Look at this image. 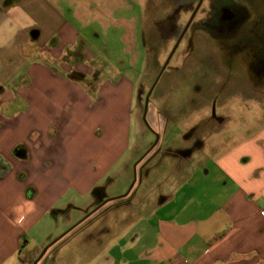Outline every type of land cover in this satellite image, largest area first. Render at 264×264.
Wrapping results in <instances>:
<instances>
[{
    "label": "crops",
    "instance_id": "obj_1",
    "mask_svg": "<svg viewBox=\"0 0 264 264\" xmlns=\"http://www.w3.org/2000/svg\"><path fill=\"white\" fill-rule=\"evenodd\" d=\"M33 4L45 19L24 39L37 43L22 53L14 32L12 55H0V162L8 166L0 175V264L28 262L19 254L42 250L69 227L37 264H69L57 263L58 252L83 234L94 246L75 264H264V136L220 153H202L200 142L152 153L158 134L135 162L152 128L137 110L146 53L132 3L0 0V16L14 23ZM92 19L104 40L119 33V56H109L107 43L87 48L82 31ZM157 156L158 172L172 160L168 182L145 192L154 173L137 172ZM123 207L126 215L86 233L103 208Z\"/></svg>",
    "mask_w": 264,
    "mask_h": 264
},
{
    "label": "rangeland",
    "instance_id": "obj_2",
    "mask_svg": "<svg viewBox=\"0 0 264 264\" xmlns=\"http://www.w3.org/2000/svg\"><path fill=\"white\" fill-rule=\"evenodd\" d=\"M129 1L133 5L135 18L140 17L141 20L146 53V72L144 71L141 79L144 91L137 106L139 115L143 116L144 98L172 49L179 30L188 20L190 9L194 7L197 0H190L191 5H185L176 20H172L174 11L180 2L185 0ZM206 7L205 1L197 19L203 17ZM44 19V15L38 13L34 4L25 7L24 13L17 16L14 23L9 17L0 16V22L5 21V33L0 39V46H2L0 55L2 56L3 52L9 56L12 55L14 38L11 41L10 35L15 33L17 38H21L18 46L22 53L33 47L37 40L27 41L24 39V34L26 32L28 35L33 23H43ZM172 25H175V30ZM96 32L99 33V37L94 38ZM82 34L87 39V48L93 53L100 50L105 43L110 47L109 56L117 57L122 52L123 44L118 38L119 33L118 36L109 33L104 40L103 32L94 19L90 21L87 29H83ZM187 41L191 43V46L187 45ZM220 55H222L221 50L205 31L190 30L187 33L149 95L145 120L151 123L154 133L147 128L149 132H146L148 133L146 137L150 143L140 151L139 155L136 154L135 162L145 156L158 134L161 139L159 138V144L152 153L160 149L165 152L167 149L183 150L198 142L203 144L202 153H220L234 147L239 140L258 135L264 136V79L262 84L250 85L246 75L233 72L231 74L224 66L218 72L213 71L211 67L215 65L214 59ZM158 162L157 156L152 162H147L142 171L139 168L137 172V177L143 176L147 168L151 169V174L154 173L152 181L144 184L145 192L158 185L160 188L161 185H167L168 179H165L164 175L172 160H165L159 172L156 166ZM144 191L143 194H145ZM155 194L156 191H153V195ZM107 209L103 208L97 213V215L104 213L103 216L93 218L86 225L87 234L94 233L105 224H111L114 218L122 217L127 212L124 207ZM69 229L70 227L64 229L59 236ZM62 241L53 246L55 250L61 246ZM93 246L88 235L73 236L62 244L63 250L58 252L56 261L75 264L80 258L79 251L89 250ZM14 263L32 264L30 261L21 262L18 258Z\"/></svg>",
    "mask_w": 264,
    "mask_h": 264
},
{
    "label": "flooded vegetation",
    "instance_id": "obj_3",
    "mask_svg": "<svg viewBox=\"0 0 264 264\" xmlns=\"http://www.w3.org/2000/svg\"><path fill=\"white\" fill-rule=\"evenodd\" d=\"M205 1L206 11L203 17L197 19ZM191 3L190 0L180 2L172 20H176L184 6ZM190 12L188 20L176 36L174 45L180 39L176 50L190 30L205 31L222 53L214 59L215 65L211 67L213 71L218 72L224 66L231 74L233 72L246 75L250 85L262 84L264 79V0H197ZM172 28L175 30V25H172ZM189 44L191 46V43L187 41V45ZM155 145H152L146 154Z\"/></svg>",
    "mask_w": 264,
    "mask_h": 264
},
{
    "label": "water",
    "instance_id": "obj_4",
    "mask_svg": "<svg viewBox=\"0 0 264 264\" xmlns=\"http://www.w3.org/2000/svg\"><path fill=\"white\" fill-rule=\"evenodd\" d=\"M195 11H196V10H195ZM193 15H194V13H193ZM190 20H191V19H190ZM30 35H31L32 38H35V37L37 36V32L33 30V31L30 32ZM179 40H180V39H179ZM179 40L175 43V45H174L173 48L171 49V51H170L169 55L167 56V58H166L164 64L162 65V67H161V69H160V71H159V73H158L156 79L154 80L153 85L151 86L149 92L147 93V95H146V97H145L143 119H145V111H146V108H147V103H148L149 95H150L151 91L153 90L155 84L157 83L159 77L161 76L162 72L164 71V69L166 68L167 64L169 63V60L171 59L173 53L175 52V50H176V48H177V46H178V44H179ZM157 140H158V136L156 135V140H155V142H154L153 145H155V144L157 143ZM128 191H129V190H128ZM128 191H127V193H128ZM127 193H125V195H126ZM61 236H63V235H61ZM61 236H60V237H61ZM60 237H59V238H60ZM59 238H58V239H59ZM58 239H54L51 243H49L48 245H46V246L41 250V252L39 253L38 257L34 260L33 264H37V262L39 261V259H40V258L43 256V254L46 252L47 248H48L50 245H52L54 242H56Z\"/></svg>",
    "mask_w": 264,
    "mask_h": 264
},
{
    "label": "trees",
    "instance_id": "obj_5",
    "mask_svg": "<svg viewBox=\"0 0 264 264\" xmlns=\"http://www.w3.org/2000/svg\"><path fill=\"white\" fill-rule=\"evenodd\" d=\"M0 175L3 174L8 169V166L0 162ZM41 252V249L39 247H32V248H27L25 249L22 253L19 254V258L22 261H33L35 258L39 255Z\"/></svg>",
    "mask_w": 264,
    "mask_h": 264
}]
</instances>
